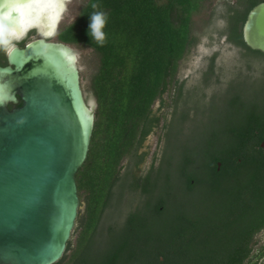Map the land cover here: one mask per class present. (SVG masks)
I'll return each mask as SVG.
<instances>
[{
	"label": "trees",
	"instance_id": "obj_1",
	"mask_svg": "<svg viewBox=\"0 0 264 264\" xmlns=\"http://www.w3.org/2000/svg\"><path fill=\"white\" fill-rule=\"evenodd\" d=\"M199 2L88 0L61 33L62 41L97 51L100 66L93 79L98 106L89 150L75 176L85 209H79L56 264H264V244L256 247V236L264 230V113L253 109L227 125L225 150L207 161L204 179L190 182L194 161L183 159L182 189L186 196L202 189L200 211L198 204L172 206L177 199L156 181L163 157L142 176L135 169L138 160L126 170L121 163L135 155L151 106L163 100L180 61L197 41L191 19ZM258 2L227 12L224 32L237 48L264 56L248 48L241 33L247 12ZM94 11L108 14L103 47L87 34ZM157 204L167 208L157 209ZM151 218L163 222L155 228Z\"/></svg>",
	"mask_w": 264,
	"mask_h": 264
},
{
	"label": "water",
	"instance_id": "obj_2",
	"mask_svg": "<svg viewBox=\"0 0 264 264\" xmlns=\"http://www.w3.org/2000/svg\"><path fill=\"white\" fill-rule=\"evenodd\" d=\"M27 3L0 0V43L12 38L6 32L24 35ZM242 38L264 54V0L248 11ZM79 55L70 44L37 38L9 46L8 64L0 65V264H56L71 238L81 209L75 176L98 106L85 100ZM17 96L21 105L10 109Z\"/></svg>",
	"mask_w": 264,
	"mask_h": 264
},
{
	"label": "rangeland",
	"instance_id": "obj_3",
	"mask_svg": "<svg viewBox=\"0 0 264 264\" xmlns=\"http://www.w3.org/2000/svg\"><path fill=\"white\" fill-rule=\"evenodd\" d=\"M87 1L68 0L66 2L63 19L60 22L61 29L71 25L77 19ZM237 1L200 0L198 9L192 15L191 36L197 38V41L190 53L180 61L173 80L180 78L183 83L184 79L195 77L196 73V77H203L204 85L203 89L200 88L201 91L198 90L199 88H197L198 91L184 90L177 99L172 98L176 111L175 118L166 131L164 165L160 168L161 175L156 178L157 183L163 186L165 184L172 196L177 199L176 204L172 205L174 207L184 203L188 209H191V205L198 204L197 210H201L198 198L203 195L202 189L195 190L193 196H186L183 192V181L180 177L183 159L187 157L194 161L188 173L190 182L204 179L207 174L205 169L207 161L221 155L225 150L227 125L235 123L239 114L253 109L264 113V56L237 48L227 40V34L224 32L227 25L225 9ZM245 1L246 5L251 2V0ZM28 39L29 37H23L20 40L26 42ZM70 44L80 51L78 64L84 94L87 100L95 98L93 79L100 66V55L93 48L82 43ZM214 53L217 55L213 64L214 68L211 72H207L211 68L210 57ZM241 64H246L247 68L239 67ZM234 65H237L235 73ZM185 86L188 87V84ZM170 88L163 95L166 104H169L171 100L172 88ZM205 88L206 91L212 90L210 97L202 95ZM156 103L158 104V99ZM161 133L159 129L158 135ZM157 136L153 140L148 161L152 153L156 151ZM125 161L126 157L121 163ZM158 164L159 161L156 165ZM165 176L169 178L167 183L164 181ZM156 208L167 207L157 204ZM81 209L82 211L85 209L84 204ZM169 218L170 215L167 213L163 219L167 221ZM151 220L155 228L163 222H158L154 218ZM75 237L76 235L74 239ZM256 239L259 241L257 248L264 244V230L256 236Z\"/></svg>",
	"mask_w": 264,
	"mask_h": 264
},
{
	"label": "flooded vegetation",
	"instance_id": "obj_4",
	"mask_svg": "<svg viewBox=\"0 0 264 264\" xmlns=\"http://www.w3.org/2000/svg\"><path fill=\"white\" fill-rule=\"evenodd\" d=\"M262 1L263 0H259V2H262ZM245 2H246L245 0H238L234 5L226 7L225 13L227 14V12H229L231 9L238 8L242 3L246 4ZM63 12L64 11L61 12L60 18L57 21L56 26L53 27V29L51 28V26L48 23H45V25L42 26L43 29H45V31H47V32L50 31L48 34H42L40 32V28L37 25H34V26L29 27L27 29L28 31H26L21 38H18L16 36H10V35L9 36L12 38H9V37L3 38L1 43H0V65L5 66L8 64L7 55H8L9 48L7 50V47H9V46L10 47L11 46H17V47L23 48L28 42L35 40L37 38H43L46 41L66 43V42L62 41L61 37H60L61 33L69 26V25H67V26L63 27L62 29L60 28V22L63 19V15H62ZM226 18H227V16H226ZM46 25H47V27H46ZM242 26H243V24H242ZM241 33H242V28H241ZM33 34H34V37H32ZM23 37H26V38L29 37V39L26 42H22L20 39H22ZM1 38H2V36H1ZM66 44H70V43H66ZM216 56L217 55H215V53L213 55H211V57H210V63L211 64L215 63L216 58H217ZM236 69H237V65H234L233 72ZM194 76L195 77H188V78L184 79L183 83H181L182 80L180 78H177L176 81L174 80L170 84V85H172V86H170L172 88V90H170L171 100H170L169 104H166L164 98H163V100L158 99V104L156 103V100L154 101V104L151 106V114L149 116V120L147 121V124L145 127L146 133L144 135H142L138 145L136 146L135 155L127 156L126 161L124 163H122V165L124 167L123 170H126L132 161L138 160L137 164L135 165V169H137L138 174L140 176H142V175H145V173H147L148 169L153 164V162L156 165L157 161H159V159L163 157L165 139H166V137H165L166 131L173 124L174 118H175L174 112H176L174 109L175 105H173V99L172 98L175 97L177 99V97L179 95H181L184 90H191V91H198L199 90V91H201L200 88L203 89V85H204L203 84L204 81L202 79L203 77H196L197 76L196 73L194 74ZM186 84H188V87L185 86ZM81 88L83 90L82 85H81ZM197 88H199V89L197 90ZM206 88L204 89V93L202 95H205V97H207V96L210 97V93L212 92V90L206 91L207 90ZM205 91L208 92V94ZM83 93H84V90H83ZM84 96H85V94H84ZM18 100L19 101L17 104H15V105L9 104L8 107L11 109L13 107L20 106L22 102H21L19 97H18ZM85 100H87L86 96H85ZM159 129H161V131H162V133L160 135H158ZM156 136H157V140L155 141L156 151H154L152 153L150 161H148L150 149H151L152 144L154 143L153 140H154V138H156ZM217 164H218L217 170H219L220 162L218 161Z\"/></svg>",
	"mask_w": 264,
	"mask_h": 264
},
{
	"label": "bare ground",
	"instance_id": "obj_5",
	"mask_svg": "<svg viewBox=\"0 0 264 264\" xmlns=\"http://www.w3.org/2000/svg\"><path fill=\"white\" fill-rule=\"evenodd\" d=\"M64 1L65 0H36L23 5L20 10L21 22L24 26L23 33H25L29 27L37 25L42 34H48L50 31H45L42 26L45 25V23H48L52 29L56 26L62 12ZM52 17H55V20H53ZM6 34L15 36L12 32H6ZM1 36L2 33L0 34V37Z\"/></svg>",
	"mask_w": 264,
	"mask_h": 264
},
{
	"label": "clouds",
	"instance_id": "obj_6",
	"mask_svg": "<svg viewBox=\"0 0 264 264\" xmlns=\"http://www.w3.org/2000/svg\"><path fill=\"white\" fill-rule=\"evenodd\" d=\"M93 9H97L98 5L93 3L91 5ZM90 23L88 26V35L92 41H95L99 46L103 47L106 42V33L103 29L106 27L108 14L102 11H94L89 15Z\"/></svg>",
	"mask_w": 264,
	"mask_h": 264
},
{
	"label": "snow or ice",
	"instance_id": "obj_7",
	"mask_svg": "<svg viewBox=\"0 0 264 264\" xmlns=\"http://www.w3.org/2000/svg\"><path fill=\"white\" fill-rule=\"evenodd\" d=\"M29 2H31V0H29ZM53 20H55V17H52Z\"/></svg>",
	"mask_w": 264,
	"mask_h": 264
}]
</instances>
